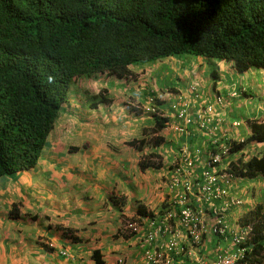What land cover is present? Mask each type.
I'll list each match as a JSON object with an SVG mask.
<instances>
[{
	"label": "trees",
	"instance_id": "trees-1",
	"mask_svg": "<svg viewBox=\"0 0 264 264\" xmlns=\"http://www.w3.org/2000/svg\"><path fill=\"white\" fill-rule=\"evenodd\" d=\"M177 55L202 57L212 76L218 61L230 62L236 73L234 92L241 98L250 96L249 106L254 92L242 80L252 68L264 70V0H0V177L37 163L61 111L72 103L71 94L89 109L111 103L105 89L92 92L77 84L101 74L111 81L132 80L146 90L141 94L152 93L153 100L146 101L155 110L145 111L154 123L129 143L139 150L156 148L142 150L141 170L160 168L164 156L160 133L170 118L159 107L160 99L142 69ZM242 107L233 112L234 118L242 119ZM260 114L257 110L245 118L249 132L206 142L199 164L206 163L209 150L225 146L229 156L222 162L228 160L226 171L236 176L234 180L264 178ZM235 153L241 155L234 159ZM136 212L140 217L154 216L140 204ZM240 222L251 225L253 244H245L242 262L264 264V206L256 203ZM92 255L103 264L99 250Z\"/></svg>",
	"mask_w": 264,
	"mask_h": 264
},
{
	"label": "crops",
	"instance_id": "crops-1",
	"mask_svg": "<svg viewBox=\"0 0 264 264\" xmlns=\"http://www.w3.org/2000/svg\"><path fill=\"white\" fill-rule=\"evenodd\" d=\"M182 58L196 60L197 63L190 64L186 60L176 67L183 66L185 76L188 71L193 72L188 81L197 79L203 93L198 97L185 95L183 91L157 95L159 107L170 118V125L160 133L164 136L159 148L164 155L160 168L141 170L138 162L142 150L155 151L156 148L145 146L139 150L129 143L142 136L144 127L154 123L149 112L144 110L147 97H152V93L141 95L139 89L142 87L137 83L129 84V90L125 83L124 95L133 97L134 91L139 92L140 110L131 108L127 105L129 101L117 100L112 94L110 104H101L95 109L85 105L78 107L73 102L67 104L49 133L37 163L28 170L0 177V264H97L92 255L94 250L101 253L103 264H119V259L123 260L121 264H149L145 260L144 247L139 244L148 229V221L160 219L161 212L171 204L176 209L181 194H186L193 206L201 207L194 201L193 192L184 191V180H189L183 172L189 168L183 165V147L189 155H194L195 150L201 152L204 148L207 151L206 142L211 138L249 132L245 118L260 107L251 103L252 108H249L246 103L251 100L250 96L232 95L237 85L232 82L236 73L230 62L218 61L212 76L206 73L207 65L202 57ZM199 66L201 70L197 69ZM166 69L167 66L156 69V75ZM166 74L161 73L160 78ZM180 75L178 81L183 84ZM152 87L158 88V85ZM108 92L113 91L109 89ZM218 94L227 103L215 105L218 121H211L206 130L200 129L195 120L185 124L174 117L173 104L179 108L186 103L188 113L194 114L201 106L213 103ZM254 96L261 102L264 89L258 88ZM241 106L244 108L240 114L242 119H236L233 112L235 114ZM239 125L242 132L235 130ZM177 168L183 173L182 180L171 187ZM193 169L195 178H201L200 165H194ZM189 179L193 183V178ZM263 186L264 178L260 176L251 182L246 179L231 182V195L243 198L247 194L241 208L234 209L231 214L235 215L238 210L240 215L258 203ZM138 204L154 216H138ZM129 218L140 219V230L121 237L118 228ZM211 245V241L206 243L203 250H210ZM177 259L183 258L178 255Z\"/></svg>",
	"mask_w": 264,
	"mask_h": 264
},
{
	"label": "built area",
	"instance_id": "built-area-1",
	"mask_svg": "<svg viewBox=\"0 0 264 264\" xmlns=\"http://www.w3.org/2000/svg\"><path fill=\"white\" fill-rule=\"evenodd\" d=\"M192 90H194L193 86ZM152 100L153 97L149 99V102ZM172 107L176 109L178 118H181L180 120L185 124L195 120L198 127L204 130L209 127L216 114L211 104L206 106L207 109L199 108L200 111L194 114L187 113L186 109L179 112L182 108L178 110L174 104ZM145 109L154 111L155 107L149 104ZM216 141V137L211 140L212 143ZM221 149L216 152L209 150V158L202 165L199 164L198 150H195L194 155H189L185 149L182 150L183 165L189 168L183 173L189 181V177L193 178V183L184 180V191L193 192L192 196L195 199L193 200L200 203L201 207L193 206L192 201L187 200L186 194H181L176 201L178 205L176 209L171 204L162 213L160 219L148 221V229L139 242L144 247L147 263L246 264L242 262V258L248 248L245 244L250 243L251 247L253 245L251 243L252 227L250 224H242L240 216L230 217L231 210L240 207L242 200L229 193L230 180L234 178V175L226 171L228 160L225 159L222 162L229 156L228 148L223 146ZM194 165H200L201 178H195L197 176L195 168L192 170ZM183 173L178 168L175 170L171 187L181 183ZM215 201L219 203L216 204ZM141 225L140 219L129 218L117 233L121 237L129 236L139 232ZM180 240L184 242L179 243ZM210 241L211 249L203 250L204 245ZM178 255L182 256L181 261L177 259ZM122 262V259L118 260L119 264Z\"/></svg>",
	"mask_w": 264,
	"mask_h": 264
},
{
	"label": "rangeland",
	"instance_id": "rangeland-1",
	"mask_svg": "<svg viewBox=\"0 0 264 264\" xmlns=\"http://www.w3.org/2000/svg\"><path fill=\"white\" fill-rule=\"evenodd\" d=\"M183 56L184 57H186V56L187 57H194V56H191V55H181V56L177 55V56L168 57V58H165V59H162V60H157V61H155L153 63H150V64H147V65L143 66L144 68L142 69V72H146V75H147V78L149 80V83H151L153 86H154V84L158 85V88L152 87V89H151L152 92L156 96L158 94L159 95H163L164 93H168V92L175 94V93H179L180 91L185 92V95H192V94L197 93V94H199L198 96H200L203 93V91H202L203 88L202 89L198 88L200 83L199 84L197 83V81H198L197 79H194L192 82L188 81L189 75H191L193 72H189L188 71V76H185L184 67L183 66L179 67V68L176 67V66H178V64L180 65L181 63L186 62V60L189 61L186 58L185 59L182 58ZM192 61H193V63H197L196 60L194 61V59L193 60L190 59V61L188 63L190 64V62H192ZM164 66H167V69L161 71L160 73H158V75H156V69L159 70V68H160V70H161V69L164 68ZM186 66H188V64H186ZM172 67H173V69L176 68L175 71L172 69ZM140 68H142V67H137V70L141 71ZM134 69L136 70V68H134ZM197 69L201 70L200 66L197 67ZM250 71H251V72H249L250 75L242 80V85L243 86H248L249 88L253 87V89H254L253 92L258 90V88H261V91H262L264 89V78H263L264 70L252 68ZM161 73H163V74L167 73V74L163 78H160L162 76V75H160ZM178 74H181L180 77L183 76L182 80L180 78V81L183 84H179ZM201 74H203V72H201ZM155 79H157V81ZM77 84L81 88H89L92 92H98L100 89H105L107 96H111V94H112V96L117 98V100L121 99L122 102L129 101V103L127 105L130 106L131 108L139 110L140 107L142 106L141 102L137 100V99L140 98L139 92L134 91L133 92V97L131 95H128V96L124 95L125 94L124 90H123L124 84H125L124 80L120 81V80H113L112 79V81H111V79L108 76L101 74L97 78H94V79L79 80L77 82ZM129 84L134 85L135 82L133 83L132 80L130 82H128V85L126 86L128 88V90L130 89L128 87ZM195 85H196V87H195ZM192 86L194 87V90H192ZM109 89H111L113 92H108ZM131 89H132V87H131ZM139 91L143 93L145 91V89L141 88V89H139ZM231 93L233 95V91ZM141 95H143V94H141ZM76 97H77V94L73 93V94L70 95L69 99L71 100V102L77 104L78 107L79 106H84V104L82 103V101L80 99H77L79 101L75 100ZM252 99H253L251 101L252 106H254V107L255 106H257V107L259 106L260 107L261 114L259 115V117L264 119V96H263V98H262L263 100L261 102H259L257 100V97H254ZM226 103H227V100H223V102L219 103V106H223ZM208 104L209 103H207L203 108H205ZM246 104H248V102ZM187 105L188 104L185 103L183 106H181V107H179L177 109L179 110L180 108H182V109L179 110V112L180 111H184L185 109L187 111V108H186ZM211 105L213 106V108H215V104L214 105L211 104ZM146 106H148V105H146ZM252 106L249 105V108L251 109ZM206 109H207V107H206ZM195 111L198 112L200 110L197 109ZM187 113H188V111H187ZM190 114H191V112H190ZM251 114L253 115L254 113L252 112ZM151 126H149V127L147 126V127H144V128H151ZM177 129H179V128H177ZM237 129L240 132L241 128L236 127L235 130H237ZM263 144L264 143H262L261 145H263ZM183 149L187 150L186 147H183ZM262 149H263V152H264V148H262ZM173 153H174L173 155H176L175 152H173ZM245 185H248V182L245 183ZM263 195H264V186H263V189H262V195H259L261 197L257 200L258 203H261L264 206V197H263ZM246 196H247V194L245 193L243 195V200H245ZM122 225L123 224H121L119 226V228Z\"/></svg>",
	"mask_w": 264,
	"mask_h": 264
},
{
	"label": "clouds",
	"instance_id": "clouds-1",
	"mask_svg": "<svg viewBox=\"0 0 264 264\" xmlns=\"http://www.w3.org/2000/svg\"><path fill=\"white\" fill-rule=\"evenodd\" d=\"M233 95H236L235 94V92H234V94ZM223 100H225V98L223 97V96H221L220 94H218V95H216L215 96V100H214V102L213 103H209V104H218V106H219V103H221V102H223ZM146 105H149L148 103L146 104ZM146 107V106H145ZM145 107H144V110H146L145 109ZM235 125H238L239 124V122H235L234 123ZM201 129V128H200ZM239 153V152H238ZM238 153H235V154H233L231 157L232 158H238L241 154H238ZM228 165H229V163H228ZM234 178L236 179V176H234ZM255 178V177H254ZM254 178H242V179H246V180H249L250 182L254 179ZM234 180V179H233ZM235 181V180H234ZM233 181V182H234ZM230 188H231V184H230ZM230 188H229V193H231L230 192ZM231 195V194H230ZM233 196H236V195H233ZM236 197H238V198H240L241 200H243V198H241V197H239V196H236ZM242 204H243V202H242ZM242 206V205H241ZM241 206L240 207H238L239 209L241 208ZM253 207V206H252ZM251 207V208H252ZM250 208V209H251ZM236 209V208H235ZM249 210V209H248ZM245 211H247V210H245ZM245 211H243L240 215H238L239 213V211L238 210H236V213H235V215H237V216H241ZM233 212V210H231V213ZM230 216H232V214H230ZM212 246V245H211Z\"/></svg>",
	"mask_w": 264,
	"mask_h": 264
}]
</instances>
